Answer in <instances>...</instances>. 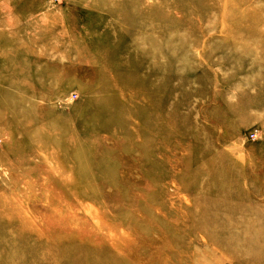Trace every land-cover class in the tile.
<instances>
[{
    "label": "rangeland",
    "instance_id": "1",
    "mask_svg": "<svg viewBox=\"0 0 264 264\" xmlns=\"http://www.w3.org/2000/svg\"><path fill=\"white\" fill-rule=\"evenodd\" d=\"M247 229L264 0H0V264H264Z\"/></svg>",
    "mask_w": 264,
    "mask_h": 264
},
{
    "label": "bare ground",
    "instance_id": "2",
    "mask_svg": "<svg viewBox=\"0 0 264 264\" xmlns=\"http://www.w3.org/2000/svg\"><path fill=\"white\" fill-rule=\"evenodd\" d=\"M262 12L260 11V13L258 14V18H261V21H263V19H262ZM260 21V22H261ZM216 163V162H215ZM227 171H229V169L227 170ZM227 171L225 170V171H223V175H222V178L224 177H227ZM243 176H245V175H243ZM221 177V176H220ZM220 177H216V178H220ZM240 178L242 179V176H240ZM237 181H239L238 179H237ZM249 197V196H248ZM30 199V198H29ZM36 199V198H35ZM35 199H30L28 202H26V206L27 207H33V209H34V205H36V203H37V201L35 200ZM43 215H44V213H43ZM34 225H38V226H41V225H39V224H37V223H35ZM246 232H248V234H249V236H247L248 237V239L247 238H242V237H238V243L237 244H242L241 243V241H243V242H245L246 241V244H248L249 245V243H251V244H254V245H256L257 243V240H258V238H259V240H258V242L261 240V239H263L264 238V236L260 233V234H256V233H254L255 232V230H254V232L253 231H251L250 229H247L246 230ZM242 239H244V240H242Z\"/></svg>",
    "mask_w": 264,
    "mask_h": 264
}]
</instances>
